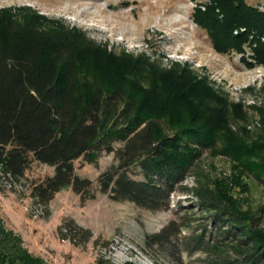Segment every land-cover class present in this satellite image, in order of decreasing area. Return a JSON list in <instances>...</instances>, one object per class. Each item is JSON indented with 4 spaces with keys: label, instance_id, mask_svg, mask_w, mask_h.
I'll list each match as a JSON object with an SVG mask.
<instances>
[{
    "label": "trees",
    "instance_id": "trees-1",
    "mask_svg": "<svg viewBox=\"0 0 264 264\" xmlns=\"http://www.w3.org/2000/svg\"><path fill=\"white\" fill-rule=\"evenodd\" d=\"M212 1L206 11L196 9L194 19L208 32L213 48L243 52L249 34L234 31L247 27L259 37L253 58L264 64V11L247 0ZM10 15L0 14V166L15 181L28 179L26 172L35 162L54 167L53 174L28 184L41 216L51 214V201L68 186L82 201L100 191L151 211L168 208L171 195L185 188L203 224L183 236L190 221L171 220L147 236L149 247L166 246L177 264L181 247L206 253L209 264H264V209H245V201L233 197L224 181L202 182L193 189L181 184L208 149L229 156L241 174L264 185V109L262 135L248 142L231 128L232 121L247 120L246 111L189 67L175 73L151 66L144 57L108 56L105 49L106 61L96 60L94 69L77 70L84 61L75 59L74 52L70 68L60 69L64 60L49 50L59 43L51 38L55 34L16 26ZM111 57L117 58V67L108 65ZM168 78L180 80L168 84L163 80ZM103 153H114L115 162L100 174L96 188L93 180L76 173L75 162L96 163ZM58 233L76 244L92 238L91 230L73 218H65ZM0 234L4 243L18 240L1 220ZM5 246L0 242V264H44L20 246Z\"/></svg>",
    "mask_w": 264,
    "mask_h": 264
},
{
    "label": "rangeland",
    "instance_id": "rangeland-1",
    "mask_svg": "<svg viewBox=\"0 0 264 264\" xmlns=\"http://www.w3.org/2000/svg\"><path fill=\"white\" fill-rule=\"evenodd\" d=\"M247 3L264 11V0H247ZM213 5L212 0H0V14L9 11V18L16 26L85 37V47L79 54V60L84 61L80 64L81 71L96 68V60L103 64L105 49L108 56L144 57L151 66L166 71L175 69V73L189 67L198 79H206L231 104L242 106L247 120L232 121L231 128L246 141L253 142L259 139L263 129L264 64L253 58L255 44L252 43L259 37L256 31L247 30L243 33L254 37L248 36L243 52L216 51L208 32L194 19L196 9L206 11ZM242 28L234 33L242 32ZM263 38L264 35L261 41ZM111 58L108 65L117 67V58ZM178 79L163 80L171 84ZM151 80L148 74L147 82ZM114 162V153H103L96 163L81 158L75 162L76 173L93 180L98 188L100 174ZM53 172L52 167L35 162L26 172L24 190H6L0 186V220L18 239L4 243L0 234L1 245L20 246L44 264H177L166 253V246L149 247L147 236L182 217L190 221L182 231L183 236L192 234L197 225L203 224L199 206L185 188L171 195L168 208L151 211L128 200H114L100 191L94 199L82 201L68 186L51 201L48 217L36 216L30 207L28 184ZM238 179L241 183H236ZM222 181L229 184L233 197L245 201V209H264V185L259 179L241 174L229 156L208 149L202 152L194 171L181 184L193 189L202 182L217 185L223 184ZM65 218H73L78 225L90 229V241L76 244L60 237L58 227ZM261 227L264 229V221ZM177 256L181 264H209L208 255L201 251L189 252L181 247Z\"/></svg>",
    "mask_w": 264,
    "mask_h": 264
},
{
    "label": "flooded vegetation",
    "instance_id": "flooded-vegetation-1",
    "mask_svg": "<svg viewBox=\"0 0 264 264\" xmlns=\"http://www.w3.org/2000/svg\"><path fill=\"white\" fill-rule=\"evenodd\" d=\"M53 35L51 38L55 42H59L58 44H55L51 47H49V50H52V52H55L56 54L60 55L62 58L61 60H64L59 64L60 69L67 70L70 68L69 60L73 57L72 53L74 52V58L79 59L80 52L83 51L85 45L81 44L82 38H74L71 37V35L66 34H56ZM81 42V43H80ZM75 64V63H73ZM75 68V67H74ZM77 70L81 69L80 65L77 64L76 66Z\"/></svg>",
    "mask_w": 264,
    "mask_h": 264
},
{
    "label": "built area",
    "instance_id": "built-area-1",
    "mask_svg": "<svg viewBox=\"0 0 264 264\" xmlns=\"http://www.w3.org/2000/svg\"><path fill=\"white\" fill-rule=\"evenodd\" d=\"M247 31L246 28H242V32H239L237 30L236 34H240ZM249 36L254 37L253 34H249ZM264 39V38H263ZM256 45V42H252ZM0 186L6 190H20V188L22 190L25 189V181L19 180V181H15L9 178V174H5L2 170V167L0 166ZM31 209L33 214H35L36 216H41L43 213V209L39 206L34 204L33 202L31 203Z\"/></svg>",
    "mask_w": 264,
    "mask_h": 264
},
{
    "label": "crops",
    "instance_id": "crops-1",
    "mask_svg": "<svg viewBox=\"0 0 264 264\" xmlns=\"http://www.w3.org/2000/svg\"><path fill=\"white\" fill-rule=\"evenodd\" d=\"M49 167H52V166H49ZM54 169V167H52ZM53 174V173H52Z\"/></svg>",
    "mask_w": 264,
    "mask_h": 264
}]
</instances>
